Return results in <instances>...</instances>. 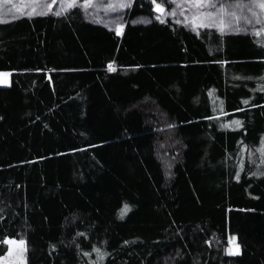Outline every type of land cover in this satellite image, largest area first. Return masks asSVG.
<instances>
[{"label":"trees","instance_id":"obj_1","mask_svg":"<svg viewBox=\"0 0 264 264\" xmlns=\"http://www.w3.org/2000/svg\"><path fill=\"white\" fill-rule=\"evenodd\" d=\"M93 12L0 23V255L12 237L26 264H264V35L150 0Z\"/></svg>","mask_w":264,"mask_h":264},{"label":"snow or ice","instance_id":"obj_2","mask_svg":"<svg viewBox=\"0 0 264 264\" xmlns=\"http://www.w3.org/2000/svg\"><path fill=\"white\" fill-rule=\"evenodd\" d=\"M7 2H11V0H7ZM135 0H119L118 3H107L105 5H99L104 7L105 10L115 11L118 9H126L129 8ZM151 4L154 5V10L159 15L156 16L157 20H162L163 15L168 12L172 16L177 14L175 9H171L166 7L165 2L163 0H150ZM188 3L191 5V16L189 17V22L196 28H218L219 31L223 34L226 30L230 32H247L248 28L243 27L242 24L252 25L255 31V35L261 36L264 35V27L255 28V25H264V0H228V2L220 3L218 0H188ZM78 4H82L83 7L87 10L89 7L94 6V0H44L41 4L42 9H46L47 11H41L39 14L46 15L49 12H52L55 16L60 17L62 15L67 14L73 8H76ZM59 6L60 11H56L55 8ZM11 9H8V12H11ZM36 14V9L33 8L31 13H28L29 16ZM5 22L2 18H0V23ZM103 22V21H101ZM135 22V21H134ZM162 22H167L166 20H162ZM113 23H116L113 21ZM125 25L123 23L117 24L116 31L117 34L123 35ZM114 61L108 64V69L110 71H116L114 67ZM224 63H227L226 61ZM138 67V66H137ZM39 71V69H37ZM9 72H0V76L5 77L3 82H7V77L10 76ZM262 90H264V86H262ZM244 103H249L248 100H245ZM3 119V117H0ZM207 119H213V117H207ZM233 124L236 127L243 128V123L241 120L237 119L235 121H230L229 124L225 125L226 127H232ZM168 127L172 128L175 125L169 124ZM262 145H264V140L261 141ZM247 149V145L244 146ZM261 160L264 161V146L260 148ZM255 155V153H253ZM171 167V165H169ZM243 168V164L241 165ZM253 175L264 176V171L257 170ZM171 175V173H169ZM236 179H240L239 173L236 175ZM129 205L125 204L123 210L121 211V216L126 214L129 210ZM237 238L229 237V247L227 249L228 252L238 251L239 244L235 243ZM8 244L9 250L8 255H12V249L14 247L19 246L21 250H25L26 241L17 240L15 238L9 237L6 241ZM127 243V242H125ZM210 243V242H209ZM55 247V245H53ZM95 252L100 257L101 261L103 260L105 253L101 251V249L96 248ZM86 255H88L86 253ZM0 264H22V261L16 260H6L5 257H0ZM94 264H98V262L94 261Z\"/></svg>","mask_w":264,"mask_h":264},{"label":"rangeland","instance_id":"obj_3","mask_svg":"<svg viewBox=\"0 0 264 264\" xmlns=\"http://www.w3.org/2000/svg\"><path fill=\"white\" fill-rule=\"evenodd\" d=\"M44 2V0H11V2H7V0H0V18H2L4 21L5 20H9V19H13L14 17L22 14V15H28V13L32 12V9L35 8L36 9V14H33L31 16L34 15H40L39 13L41 11H47L46 9H42L41 8V4ZM105 4L107 3H118L119 0H105ZM228 2V0L226 1ZM104 4V5H105ZM169 4L172 6V9H175L177 11V14L175 16H172L169 13V17L170 19H172L173 21L182 24V25H186L189 24L192 25L189 22V17L191 16V7L188 6L186 0H169ZM100 4H98L96 6V4H94V6L91 7V9L95 12H93L96 15V10L99 12V14L97 15H102L104 13H106L108 10H105L104 7L99 6ZM96 7V9H95ZM8 9H11V12H8ZM95 9V10H94ZM56 11L60 10V7L57 6L55 8ZM112 12V10H109ZM109 13H106L105 15H107ZM96 15V17H97ZM103 15V17L105 16ZM115 19V18H113ZM109 23V22H107ZM193 26V25H192ZM243 27H247L248 31L246 33L249 34H255L254 28L252 25H247V24H242ZM194 27V26H193ZM264 27V25H255V28H261ZM10 73V72H9ZM7 82H3L5 80V77L0 76V86L6 85L10 82L11 79V75L8 76L7 78ZM236 243V241H235ZM8 245V244H7ZM9 245H8V250H9ZM238 251H233V252H228L229 254H235L238 253ZM26 247L25 250H21L19 248V246L14 247L12 249V255L9 256L8 252L5 255H0V257H5L6 260H16V261H22V264H26Z\"/></svg>","mask_w":264,"mask_h":264}]
</instances>
